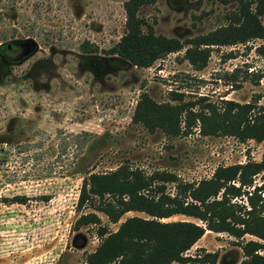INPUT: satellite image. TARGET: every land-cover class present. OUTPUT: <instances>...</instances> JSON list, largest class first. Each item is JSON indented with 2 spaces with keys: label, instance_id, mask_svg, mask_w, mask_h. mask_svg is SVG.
I'll use <instances>...</instances> for the list:
<instances>
[{
  "label": "rangeland",
  "instance_id": "374dc122",
  "mask_svg": "<svg viewBox=\"0 0 264 264\" xmlns=\"http://www.w3.org/2000/svg\"><path fill=\"white\" fill-rule=\"evenodd\" d=\"M122 2L0 0V45L27 43L17 63L0 56V264H84L99 242L98 226L114 231L127 217L149 218L128 211L111 223L101 212L77 209L86 173L125 164L146 175L167 171L197 182L216 166L259 161L264 152V139L203 136L197 127L169 137L131 121L141 92L157 103H173V91L187 103L203 96L217 106L222 100H254L264 107V38L210 46L199 69L183 58L185 42L225 24L236 2L154 0L141 6L137 14L154 34L183 43L149 67L107 54L124 32ZM93 56L105 60L98 64L101 69H93ZM260 183V175L254 176L247 190ZM165 192L173 193L172 183H165ZM231 201L244 203L245 196ZM90 211L99 224L74 229L75 219ZM185 218L176 214L161 221ZM248 239L255 238H242ZM235 242L224 232L205 231L184 255L203 258L215 252L212 264H238L242 253Z\"/></svg>",
  "mask_w": 264,
  "mask_h": 264
},
{
  "label": "trees",
  "instance_id": "16d2710c",
  "mask_svg": "<svg viewBox=\"0 0 264 264\" xmlns=\"http://www.w3.org/2000/svg\"><path fill=\"white\" fill-rule=\"evenodd\" d=\"M154 0H123L124 32L107 54L135 67H149L167 53L179 51L183 43L176 38L156 35L151 25L137 14L143 5ZM223 3L227 0H221ZM235 9L225 15L226 23L204 35L188 39L183 58L196 69L203 67L210 46L233 45L255 38H264V0H234ZM84 50L89 47L83 44ZM89 49V48H88ZM96 48H91L94 52ZM2 59L12 62L14 56L0 45ZM96 59L93 69H101L105 60ZM100 63V64H99ZM99 64V65H98ZM171 102L157 103L145 92L135 102L131 121L148 131L161 130L173 137L194 127L200 135L232 136L240 142L264 139V107L256 101L238 103L222 100L221 105L195 101L183 102L181 94L170 91ZM261 183L252 186L253 177ZM165 183L173 184V193L165 192ZM264 152L259 161L219 165L208 178L197 182L179 180L167 171L144 174L125 164L105 173H86L81 178L75 207H87L103 213L115 223L128 211L142 212L149 218L130 216L114 231L98 226L99 242L85 256L84 264H169L192 261L214 263L215 252H205L203 258H189L184 252L205 231L224 232L236 240L242 258L238 264H264ZM245 196V202L231 201ZM20 199V203H23ZM191 217L199 221H161L172 215ZM99 224L90 211L81 213L73 228ZM244 235L255 239L242 240ZM239 241V242H238Z\"/></svg>",
  "mask_w": 264,
  "mask_h": 264
},
{
  "label": "flooded vegetation",
  "instance_id": "af4514ba",
  "mask_svg": "<svg viewBox=\"0 0 264 264\" xmlns=\"http://www.w3.org/2000/svg\"><path fill=\"white\" fill-rule=\"evenodd\" d=\"M5 46L6 49H9L11 51V54L14 56V59L12 62H6L8 64H14V63H17L19 62L24 54H25V51L23 50V47L27 45L26 42L24 41H11V42H8V43H5L3 44ZM1 56V54H0ZM2 58V56H1Z\"/></svg>",
  "mask_w": 264,
  "mask_h": 264
},
{
  "label": "crops",
  "instance_id": "0c3cea01",
  "mask_svg": "<svg viewBox=\"0 0 264 264\" xmlns=\"http://www.w3.org/2000/svg\"><path fill=\"white\" fill-rule=\"evenodd\" d=\"M185 217V216H184ZM182 220H187L188 221V217H186L185 219H182ZM210 232V231H209ZM201 238V237H200ZM200 238L199 239H197L193 244H192V246H194V245H198V243H199V240H200ZM191 246V247H192ZM195 247V246H194Z\"/></svg>",
  "mask_w": 264,
  "mask_h": 264
}]
</instances>
